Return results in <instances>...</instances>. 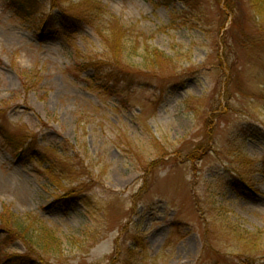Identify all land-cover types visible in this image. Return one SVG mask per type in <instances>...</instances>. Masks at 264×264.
I'll return each mask as SVG.
<instances>
[{
  "label": "rangeland",
  "instance_id": "obj_1",
  "mask_svg": "<svg viewBox=\"0 0 264 264\" xmlns=\"http://www.w3.org/2000/svg\"><path fill=\"white\" fill-rule=\"evenodd\" d=\"M97 1L138 39L131 64L146 42L187 76L120 102L84 68L103 55L91 30L68 22L72 34L52 37L0 0V264H264V33L247 0L229 48L222 0ZM27 133L30 152L3 138ZM61 168L65 189L83 183L78 200L51 183Z\"/></svg>",
  "mask_w": 264,
  "mask_h": 264
},
{
  "label": "trees",
  "instance_id": "obj_2",
  "mask_svg": "<svg viewBox=\"0 0 264 264\" xmlns=\"http://www.w3.org/2000/svg\"><path fill=\"white\" fill-rule=\"evenodd\" d=\"M180 1L187 4L189 0ZM42 2L48 4L49 11H46V7H43ZM222 3L224 11L233 16L231 21L232 28L229 31H225L224 38L222 39L224 46L226 45L229 48V40L234 44H238L241 41L239 39L242 38L240 33L235 35L233 32L234 25L239 22V17L236 16L239 13V0H222ZM247 4L253 13V19L257 20L253 22L254 32L260 35L264 33V0H247ZM6 8L22 22L35 21L37 17H40L41 28L52 37L62 36L67 38L68 34H72L74 31L70 30L68 22L74 23L77 29L88 28L91 30L101 40L103 55L101 58L99 57L88 62L84 68L92 70L97 76V81L99 82L98 90L104 91L108 95L117 96L120 102H122L124 93L138 84L154 83L158 86L159 90H162L161 87L170 84L176 78L187 76L186 73L178 74L179 67L177 66V61L157 49H151L147 46L146 42H144L142 48L141 63L139 65L131 64V56L135 55L140 48L138 39L132 40V37L129 35V29L97 0H76L75 2L68 0H7ZM245 39L249 42L251 41L250 39ZM3 138L10 143L9 147H13L18 152H21L22 148L26 149L27 152L33 150L32 137H29L28 133L24 135V139H19L20 142L13 136L4 135ZM166 155L168 154L162 156L166 157ZM236 172L239 175L238 178H240L241 184L249 185V174H247L249 169H246L244 165H240L236 169ZM64 175V170L61 168L56 172V175H53L54 179L51 177V183L56 188L62 189L64 195L78 200L81 194L85 193V190L82 189L83 183L79 182L77 186L65 189L61 185V181L67 179L63 177ZM58 199H60L59 196ZM7 215H3L2 222L8 231L18 230L16 228H19L20 238L25 242H32L33 239L30 238L31 234L29 235L27 228L23 227L25 228L23 230L17 227V224L22 226L20 222L16 218H13L11 221ZM223 226L225 233L229 235L227 240L229 241L233 236V239L237 241L240 247L241 254L252 255L246 246L239 245V243L246 241V234L238 230L235 224L227 222ZM4 230L0 228V233L4 232ZM45 239L46 237L43 241H37L39 249L45 250L48 247ZM239 247L237 248V252H239ZM17 257L22 259L27 258V256Z\"/></svg>",
  "mask_w": 264,
  "mask_h": 264
}]
</instances>
